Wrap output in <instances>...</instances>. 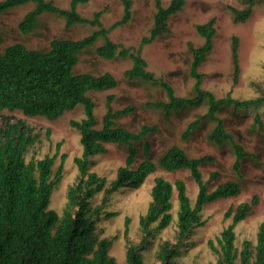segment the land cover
<instances>
[{
    "label": "trees",
    "instance_id": "obj_1",
    "mask_svg": "<svg viewBox=\"0 0 264 264\" xmlns=\"http://www.w3.org/2000/svg\"><path fill=\"white\" fill-rule=\"evenodd\" d=\"M88 1L72 0L71 7L64 9L53 0H0V14L35 2V8L20 23L23 32L32 31L39 16L45 12L63 16L67 27L77 23L99 26L98 30L80 40L54 38L47 50L30 49L24 44L15 43L0 54L1 110H20L26 115L56 119L81 104L85 112L81 120H71L72 127L80 134L83 152L81 156L75 157L80 176L67 189V202L62 214L49 205L61 179L63 163L54 174L57 155L48 154L40 159L27 160L28 148L35 143L38 135L24 120L18 119L17 123L0 126V264H118L110 254L113 239L100 236L97 219L113 192L126 187H141L158 168L169 172L189 170L198 184L196 201L192 204L183 179L177 178L172 182L157 176L151 190L152 201L147 212L140 216L142 238L137 243L128 240L125 264H144L143 252L154 245L155 235L172 223L175 190L179 200L176 241L161 240L155 250V258L156 264H178L177 259L184 252V240L193 228L205 223L202 219L204 206L221 198L239 195L242 186L236 180H227L211 189L209 181L204 180L202 166L215 162V157L190 156L177 144L171 145L158 160H154L152 143L148 137L157 133L158 128L155 125H142L134 131L120 124L118 119L132 113L134 108L114 109L112 94L108 96L103 123L98 128L96 103L89 93L116 88L119 80L110 72L98 75L76 72L79 56L103 36L105 42L96 47L99 56L105 59L130 58L132 66L125 72L128 78L156 84L166 91L167 101L149 105L161 108L166 116L207 105L206 113L188 124L182 138L187 140L199 128L203 118L215 121L208 140L219 146L227 142L232 145L235 153L233 168L240 176L249 153L234 139L219 114L225 108L258 110L264 106V92L246 99H238L231 94L217 97L202 86L203 75L199 67L213 49L216 32L213 18L197 25V31L205 38V43L199 47L190 45L193 53L191 75L195 79L191 96L177 95L169 82L148 69L147 60L142 55L144 45L170 32L169 19L183 10L186 0H171L168 6H164L162 0H155L156 12L150 35L143 37L137 49L117 43L109 36L115 27L132 18V0H122L123 17L110 27L103 25L102 11L96 12L93 19L85 18L77 11L79 4ZM252 5L253 0L243 10L231 7L234 20H246L252 12ZM2 41L0 34V45ZM233 59L237 78L240 73L237 38L233 41ZM254 126L263 127L259 112L255 115ZM262 139L264 141V134ZM109 143L129 146L125 164L118 168L116 178L110 184L106 176L91 170L92 157L106 153ZM135 143L142 144L145 157L138 164L139 148ZM218 176V172L211 174V178ZM102 192V204L94 206L93 200ZM257 203L258 197L255 196L252 201H244L228 209L225 216L232 217V222L215 239L208 240V245L217 256L216 262L211 264H264V221L259 226L256 242L246 238L241 247L236 242V225L251 213ZM104 213L107 217L116 214Z\"/></svg>",
    "mask_w": 264,
    "mask_h": 264
},
{
    "label": "rangeland",
    "instance_id": "obj_2",
    "mask_svg": "<svg viewBox=\"0 0 264 264\" xmlns=\"http://www.w3.org/2000/svg\"><path fill=\"white\" fill-rule=\"evenodd\" d=\"M61 8L69 9L72 0H53ZM251 0H186L182 11L169 19L170 32L165 33L149 44H145L142 55L147 60L148 69L155 75L169 82L179 96L188 97L193 93L195 83L191 75L193 53L190 45L199 47L205 43V38L197 31V25L206 23L212 18L216 28L213 37V49L207 59L199 67L203 75L202 86L212 91L217 97L231 94L238 99L260 96L264 92V0H253L252 12L244 21L236 22L231 7L245 9ZM132 18L125 24L115 27L109 34L110 38L127 47L137 49L145 36L150 35L156 12L155 0H132ZM171 0H162L168 6ZM35 2L14 7L0 14V34L3 41L0 54L15 43H21L30 49L47 50L54 38L68 40L83 39L96 30L98 25L77 23L66 26L63 16L55 13H42L30 32H23L20 23L25 15L35 8ZM77 11L85 18L93 19L94 14L102 11L101 21L105 27L123 17L122 0H90L79 4ZM238 39V59L240 73L235 78L233 59V41ZM105 38L100 36L93 45L79 56L76 72H90L98 75L112 73L118 80L116 88L103 91H91L89 95L96 103L95 116L97 127L103 123L106 104L109 95H114V109L132 106L134 111L118 119L131 130L137 131L142 125H155L157 133L148 137L152 143V157L158 158L173 144L184 148L190 156L201 157L213 155L215 162L202 166L204 180L209 181L211 189L227 180H236L242 186L237 196L221 198L207 203L202 211L205 223L192 229L184 240V252L177 259L178 264H211L217 256L208 245L209 239H215L221 231L232 222V217L225 214L230 207H237L244 201H252L257 196L258 203L251 213L235 227L237 245L241 247L244 239L256 242L257 232L264 221V106L258 110L250 108L237 111L225 108L219 114L225 122L234 139L241 143L249 156L242 165V174L238 175L233 164L235 153L232 145L227 142L222 146L208 140L215 121L203 118L198 129L187 140L182 138L188 124L197 117L204 115L207 105L189 108L178 113L172 112L166 116L161 108L149 103L167 101L166 91L160 86L130 79L125 72L132 66L130 58L105 59L96 53V47L103 45ZM259 112L263 127H255V115ZM85 117L84 107L79 104L56 119L44 116L26 115L20 110L10 111L0 109V126L7 123H17L24 120L34 133L38 135L35 143L28 148L27 160L40 159L46 155H57L53 168L54 174L63 163L60 181L57 183L50 201V208L62 214L67 202V189L80 176L75 163V157L82 155V145L79 132L72 127L71 120H81ZM139 148L137 164L145 157L142 154V144L135 143ZM108 151L92 157L91 170L106 176L110 184L117 175L118 168L125 164L129 146L116 143L107 144ZM251 154V155H250ZM213 172H218L217 178H211ZM157 176H163L174 182L183 179L187 185V193L195 203L198 194V184L189 170L169 172L158 168L150 174L141 187L122 188L109 196L103 208V213L97 219L98 232L101 237L113 239L110 254L118 264L126 263V245L128 240L137 243L142 238L140 216L147 212L152 201L151 190ZM104 193H99L93 200V205H101ZM179 200L177 190L173 197V221L153 238L154 245L143 252L144 264H156L155 250L161 240L176 241L177 213ZM104 212H115L107 217ZM129 219V221H128Z\"/></svg>",
    "mask_w": 264,
    "mask_h": 264
}]
</instances>
